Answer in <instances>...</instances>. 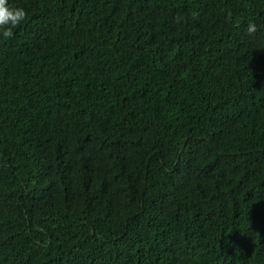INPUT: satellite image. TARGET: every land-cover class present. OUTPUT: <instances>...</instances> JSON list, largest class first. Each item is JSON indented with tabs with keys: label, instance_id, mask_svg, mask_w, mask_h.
<instances>
[{
	"label": "trees",
	"instance_id": "16d2710c",
	"mask_svg": "<svg viewBox=\"0 0 264 264\" xmlns=\"http://www.w3.org/2000/svg\"><path fill=\"white\" fill-rule=\"evenodd\" d=\"M8 4L0 264H264V0Z\"/></svg>",
	"mask_w": 264,
	"mask_h": 264
},
{
	"label": "clouds",
	"instance_id": "9594fccd",
	"mask_svg": "<svg viewBox=\"0 0 264 264\" xmlns=\"http://www.w3.org/2000/svg\"><path fill=\"white\" fill-rule=\"evenodd\" d=\"M25 18L26 12L23 8L12 7L8 4V0H0V32H2L5 39L13 35V29ZM255 31V25L250 23L248 25V32L253 33Z\"/></svg>",
	"mask_w": 264,
	"mask_h": 264
}]
</instances>
